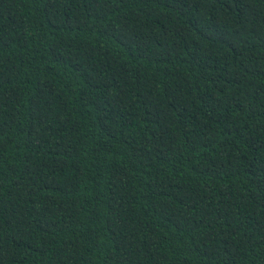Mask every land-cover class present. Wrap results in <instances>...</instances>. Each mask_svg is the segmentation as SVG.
Here are the masks:
<instances>
[{"label":"trees","instance_id":"trees-1","mask_svg":"<svg viewBox=\"0 0 264 264\" xmlns=\"http://www.w3.org/2000/svg\"><path fill=\"white\" fill-rule=\"evenodd\" d=\"M0 264H264V0H0Z\"/></svg>","mask_w":264,"mask_h":264}]
</instances>
